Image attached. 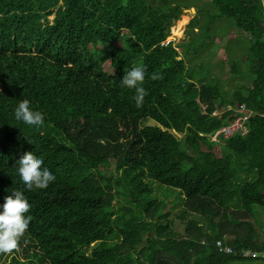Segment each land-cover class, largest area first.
<instances>
[{
  "label": "trees",
  "instance_id": "16d2710c",
  "mask_svg": "<svg viewBox=\"0 0 264 264\" xmlns=\"http://www.w3.org/2000/svg\"><path fill=\"white\" fill-rule=\"evenodd\" d=\"M190 7L187 40L165 42ZM240 36L247 47L234 53ZM136 65L140 107L120 84ZM25 99L41 128L15 120ZM239 104L253 111L246 131L211 140ZM25 152L56 176L46 189L23 190ZM153 184L182 193L175 211ZM14 190L31 219L0 264H264L242 256L264 248L261 0H0V204Z\"/></svg>",
  "mask_w": 264,
  "mask_h": 264
},
{
  "label": "clouds",
  "instance_id": "9594fccd",
  "mask_svg": "<svg viewBox=\"0 0 264 264\" xmlns=\"http://www.w3.org/2000/svg\"><path fill=\"white\" fill-rule=\"evenodd\" d=\"M261 2L264 4V0ZM145 73L146 69L143 65H136L120 79L122 87L134 90L133 99L137 107L141 106L147 94L142 86ZM152 78L154 79L155 76ZM14 118L16 121L37 129L41 128L44 123V116L41 112L33 110L26 99L16 106ZM43 163V160L35 157L32 152H25L17 161L16 174L25 192L46 189L56 180V176L47 167H42ZM30 207L31 205L19 190H14L11 195L5 196L4 202L0 204V254L19 251L20 239L26 232L31 219L28 214Z\"/></svg>",
  "mask_w": 264,
  "mask_h": 264
},
{
  "label": "rangeland",
  "instance_id": "374dc122",
  "mask_svg": "<svg viewBox=\"0 0 264 264\" xmlns=\"http://www.w3.org/2000/svg\"><path fill=\"white\" fill-rule=\"evenodd\" d=\"M186 9V8H185ZM188 9V8H187ZM195 13V12H194ZM192 11H188V10H183L182 14L180 15L181 16H185V19L182 20L184 22L179 23L181 20L180 18L178 20H175L173 25L170 27V30H169V35L166 37V39H172L171 41H173L174 43H177L178 41L180 40H183L186 41L187 40V35H185L184 33V29H185V25L187 24L188 20L190 19V17L194 14ZM51 18V16H50ZM226 27V23H223V22H219L217 24V22H215V31H223ZM176 32H178V34H176ZM229 34H232V32H230ZM218 39L214 40V43L213 45H211L210 47V50H212L213 52V58H218V59H221V58H224L225 54H224V46L226 45L225 44V41L228 37H223L222 39L220 38V36H218ZM241 46V47H240ZM246 45L244 43V41H242V36H240L239 39H231L230 42H229V48L233 50L234 53L238 52V53H241L242 51H244L246 49ZM241 49V50H239ZM241 67L243 69H246V65L244 64H241ZM222 77H224L225 74H220ZM235 75H238L235 74ZM211 76H215V73ZM222 77H220L222 79ZM235 81L236 83L238 82V78H235ZM231 83V81H229ZM248 84L250 81H247ZM223 83V82H222ZM155 185V184H153ZM154 189H153V194L155 196H157L159 199L161 200H164L166 201V203L168 204V209H172V211H175L177 208H178V197H181L182 196V193L179 192L178 190H174L172 189V192L170 194V192L167 191V188L164 190V191H161L163 188L162 186L158 189L157 186H153ZM171 205V206H170ZM176 229H182V226H181V223L179 221H176ZM261 234V237L263 238L264 237V227L263 229L261 230L260 232ZM95 244L92 243L89 247L85 248L84 249V252L88 253L90 252L91 248L94 246ZM20 257H21V253H20ZM3 264H7V260L5 261V263ZM236 264H262V262H255V261H241L240 263H236Z\"/></svg>",
  "mask_w": 264,
  "mask_h": 264
},
{
  "label": "built area",
  "instance_id": "2783aa9c",
  "mask_svg": "<svg viewBox=\"0 0 264 264\" xmlns=\"http://www.w3.org/2000/svg\"><path fill=\"white\" fill-rule=\"evenodd\" d=\"M172 39H166L165 42ZM238 110L241 112L240 115H238L236 118H234L231 123L221 127L217 131L214 132L213 135H211V140L213 141H219L220 138H226L231 136L234 132H245L246 131V121L248 120L249 116L253 114V111L248 109L244 104H239ZM214 244L218 248L219 251L230 253L232 252L231 247L224 244L222 239H217L214 241ZM242 256L244 257H264V248L257 251V250H249L244 249L242 250Z\"/></svg>",
  "mask_w": 264,
  "mask_h": 264
},
{
  "label": "crops",
  "instance_id": "0c3cea01",
  "mask_svg": "<svg viewBox=\"0 0 264 264\" xmlns=\"http://www.w3.org/2000/svg\"><path fill=\"white\" fill-rule=\"evenodd\" d=\"M230 32H232V31H230ZM230 32H229V33H230ZM229 33H228L227 35H225V36H220V38L222 39L223 37H228V38L232 37L233 32H232V34H229ZM217 39H218V37L215 38V42H216ZM260 262H261V261H260Z\"/></svg>",
  "mask_w": 264,
  "mask_h": 264
},
{
  "label": "water",
  "instance_id": "95a60500",
  "mask_svg": "<svg viewBox=\"0 0 264 264\" xmlns=\"http://www.w3.org/2000/svg\"><path fill=\"white\" fill-rule=\"evenodd\" d=\"M183 10H188V11H192L193 13L195 12V8L194 7H190V8H186V9H183ZM180 56H177V59H179Z\"/></svg>",
  "mask_w": 264,
  "mask_h": 264
}]
</instances>
